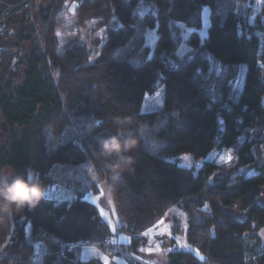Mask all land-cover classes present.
Masks as SVG:
<instances>
[{"label": "trees", "instance_id": "1", "mask_svg": "<svg viewBox=\"0 0 264 264\" xmlns=\"http://www.w3.org/2000/svg\"><path fill=\"white\" fill-rule=\"evenodd\" d=\"M68 1L78 24L97 21L106 28L96 53L77 37L62 47L59 11ZM139 1L51 0L38 11L46 23L41 42L25 37L31 42L19 82L13 55H0V114L8 128L0 142V172L9 168L13 175H25L31 169L48 188L57 165L89 161L122 217L120 228L131 236L123 251L136 253L144 243L140 234L176 205L187 214L185 239L193 250L171 251L165 264H264V245L256 234L264 226V204L255 200L264 186V159L255 162V140L249 135L264 131V4L251 25L237 4L254 0H144L155 4V10L142 19L135 10ZM205 5L210 7V25L201 41L198 29ZM28 9L21 12V29L33 8ZM114 18L119 26L111 25ZM177 22L193 29L188 39L191 56L176 53ZM138 23L156 27L153 53L146 46L139 57H114L135 36ZM10 33L7 28L0 32ZM202 51L230 67L246 65L236 98L229 84L220 93L204 85L201 73L209 69V61ZM159 86L162 108L143 111L145 96ZM158 117L162 122L156 133L164 144L153 149L140 128ZM120 129L134 135L138 144L125 154L133 163L113 179L107 164L117 157H99L97 144ZM260 140L264 145V135ZM214 149L232 150L241 165L255 162L253 170L233 177L218 174L220 166L207 159ZM181 154L201 159L202 164L195 171L169 159ZM249 193L241 203L243 218L226 211ZM28 222L32 236L57 239L49 244L42 264H102L78 258L66 249L71 243L97 242L110 249L109 224L76 190L70 200L44 197L35 207L14 208L0 216V264L33 255V242L25 232Z\"/></svg>", "mask_w": 264, "mask_h": 264}, {"label": "rangeland", "instance_id": "2", "mask_svg": "<svg viewBox=\"0 0 264 264\" xmlns=\"http://www.w3.org/2000/svg\"><path fill=\"white\" fill-rule=\"evenodd\" d=\"M50 2L51 0H20L16 3L6 4L0 1V32L3 28H7L11 32L6 35L0 34V55L3 53L13 55V63H16V82H19L22 77L24 69L23 57L29 50L30 42L32 41L34 44L40 43L43 31L46 28V23L40 19L38 11L41 7L49 5ZM263 4L264 0H254L253 2L248 1L238 3L237 5L247 22L254 25L257 15L261 13L260 8ZM28 8L33 9L32 12L26 15L28 17V21L24 22L26 27L21 29L20 24L23 19L21 12H29ZM135 10L138 17L142 19L145 13L155 10V4L140 0ZM59 12L61 17L58 36L60 37L62 47H65L69 40L77 37L78 41L90 48L92 54L96 53L98 48L97 43L100 45L105 40L106 28L99 26L97 21L78 24L73 17V4L69 1L65 3V6ZM111 25L119 26L120 23L114 18ZM177 25L180 33V44L176 53L179 57L191 56L193 49L188 45V39L193 29L187 27L183 22H177ZM209 25L210 7L205 5L201 9V26L198 29L201 41L207 36ZM19 31H23L24 36ZM26 36H31V41L30 39L26 40ZM157 39L158 33L156 27H143L138 23L135 36L121 47L114 54V57H139L146 46L150 49L151 55L157 44ZM201 55L207 57L209 61V69L201 73L204 85L210 87L214 93H220L221 89L227 87L229 84L228 88H230L231 95L236 98V95L243 87L246 65L240 64L237 67H230L229 64L221 63L213 55L205 51H202ZM93 60L94 58L90 59V61ZM51 74L57 79L55 70L51 71ZM162 102L163 87L159 86L154 93L145 96L142 110L145 112L159 111L162 108ZM161 122L162 119L158 117L153 124L142 125L140 128V132L144 136L146 143L153 149H160L164 144V141L156 133ZM119 125H123V122L119 123ZM118 135L123 137L128 135V133L120 129ZM249 135L255 140L252 151L255 162H259L264 159V145L260 140L264 135V131L263 129H256ZM1 138L2 141L0 142L3 143L6 139V134ZM169 159L178 162L181 166L193 168L195 171L203 161L194 158L190 154H181ZM207 159L215 161L220 166L218 174H230L231 177L236 174L250 173L255 163L241 165L232 150H229L230 164L224 163L221 151L217 149H214ZM2 172L12 173L9 168H4ZM52 176L54 181L51 186L46 188L45 198L57 201L70 200L74 197L76 190H81L84 197L98 207L101 217L109 224L112 236L106 243L110 246V249L103 247L97 242H77L66 246L67 250L76 254L81 260L98 259L102 264H105V261L107 264H153V261L165 264L169 252L184 249L193 250L185 239L187 214L178 206L173 205L161 219L140 234L144 238V243L138 248L136 253L123 251L122 247L126 248V245L130 244L131 236L120 228L123 223L122 217L110 201L106 186L103 181L98 179L92 164L89 161H85L78 165H57L53 169ZM249 196H251L250 193L235 200L233 205L227 208L226 211L239 218H243L244 212L241 210V203ZM255 200L264 204V186L258 189V195ZM25 231L28 238L34 243V253L32 257L18 261L16 264H42L43 256L47 252L49 244L57 241V239L47 234H44L43 237L32 236L29 222L25 226ZM256 234L258 235L260 246H263L264 226L259 227ZM114 243H117V245ZM14 262L11 264H14Z\"/></svg>", "mask_w": 264, "mask_h": 264}, {"label": "clouds", "instance_id": "3", "mask_svg": "<svg viewBox=\"0 0 264 264\" xmlns=\"http://www.w3.org/2000/svg\"><path fill=\"white\" fill-rule=\"evenodd\" d=\"M137 144L138 139L134 135H109L102 137L98 142L96 154L99 157H117L115 163L107 164L113 173V179L119 176L125 165L133 163L132 157L125 154ZM45 191L46 184L39 174L31 169H28L25 175L0 172V216L10 214L14 208L35 207L44 199ZM153 264L159 262L153 261Z\"/></svg>", "mask_w": 264, "mask_h": 264}, {"label": "water", "instance_id": "4", "mask_svg": "<svg viewBox=\"0 0 264 264\" xmlns=\"http://www.w3.org/2000/svg\"><path fill=\"white\" fill-rule=\"evenodd\" d=\"M0 1H2L3 3H6V4H12V3H16L20 0H0ZM0 120L2 122V128H3L4 132L6 133L8 131L7 125H6V123L2 117H0ZM0 141H2V138H0Z\"/></svg>", "mask_w": 264, "mask_h": 264}, {"label": "built area", "instance_id": "5", "mask_svg": "<svg viewBox=\"0 0 264 264\" xmlns=\"http://www.w3.org/2000/svg\"><path fill=\"white\" fill-rule=\"evenodd\" d=\"M221 151V155L223 157L224 163L226 164H230V160H229V150H219ZM108 241V240H107Z\"/></svg>", "mask_w": 264, "mask_h": 264}, {"label": "crops", "instance_id": "6", "mask_svg": "<svg viewBox=\"0 0 264 264\" xmlns=\"http://www.w3.org/2000/svg\"><path fill=\"white\" fill-rule=\"evenodd\" d=\"M109 197V196H108ZM110 199V198H109ZM111 201V200H110ZM99 213H100V211H99ZM101 216V215H100ZM103 219V218H102ZM103 220H105V219H103ZM106 221V220H105ZM107 222V221H106ZM26 226V225H25ZM26 232V231H25ZM32 235V234H31ZM79 243H81V242H79ZM114 244H116L117 245V243H114ZM33 245H34V243H33ZM113 249V248H112ZM34 253V252H33ZM46 254V253H45ZM44 254V255H45ZM32 257V256H31ZM44 257V256H43ZM19 258V256H16V259L14 260L15 262H14V264H16V263H18V261H17V259Z\"/></svg>", "mask_w": 264, "mask_h": 264}, {"label": "flooded vegetation", "instance_id": "7", "mask_svg": "<svg viewBox=\"0 0 264 264\" xmlns=\"http://www.w3.org/2000/svg\"><path fill=\"white\" fill-rule=\"evenodd\" d=\"M2 134V135H1ZM5 134L3 128H2V122L0 120V138Z\"/></svg>", "mask_w": 264, "mask_h": 264}, {"label": "snow or ice", "instance_id": "8", "mask_svg": "<svg viewBox=\"0 0 264 264\" xmlns=\"http://www.w3.org/2000/svg\"><path fill=\"white\" fill-rule=\"evenodd\" d=\"M105 264H107V262L105 261Z\"/></svg>", "mask_w": 264, "mask_h": 264}]
</instances>
